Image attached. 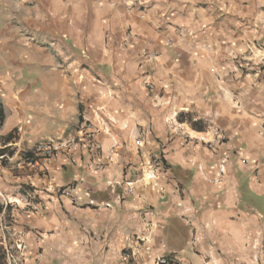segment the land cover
<instances>
[{
  "label": "crops",
  "instance_id": "0c3cea01",
  "mask_svg": "<svg viewBox=\"0 0 264 264\" xmlns=\"http://www.w3.org/2000/svg\"><path fill=\"white\" fill-rule=\"evenodd\" d=\"M0 105L26 264H264V0H0Z\"/></svg>",
  "mask_w": 264,
  "mask_h": 264
},
{
  "label": "built area",
  "instance_id": "2783aa9c",
  "mask_svg": "<svg viewBox=\"0 0 264 264\" xmlns=\"http://www.w3.org/2000/svg\"><path fill=\"white\" fill-rule=\"evenodd\" d=\"M125 2H130L131 0H124ZM147 89H152V84L147 83L146 84ZM87 129L90 128V126H86ZM93 135L94 133H88L86 134L87 142L88 145L90 146V149L96 150L95 145L93 144ZM77 146V141L74 138H68L63 141H42L37 144L35 147V155L42 161L47 162L53 159L57 154L62 153L64 155H69L72 153L74 148ZM226 164H227V159L222 161L221 166L219 167L220 175H224L226 173ZM149 179H154L155 175L153 173H148ZM13 220V216L10 217ZM13 247L10 248L9 251L5 253V261L6 264H18L17 261L18 259H21L22 262H26L27 259V252L29 249V246L26 245L22 241H17V243L14 245L15 252H20L19 254H16L15 252L11 251ZM19 256V258L17 257ZM155 264H173L172 258H167V257H162L159 258Z\"/></svg>",
  "mask_w": 264,
  "mask_h": 264
},
{
  "label": "trees",
  "instance_id": "16d2710c",
  "mask_svg": "<svg viewBox=\"0 0 264 264\" xmlns=\"http://www.w3.org/2000/svg\"><path fill=\"white\" fill-rule=\"evenodd\" d=\"M3 121H4V112H3V109H2V106L0 105V129L2 127V124H3ZM15 135L14 134H10L9 136L5 137V138H2L0 136V142L3 141L4 143H10L12 141L15 140ZM13 155V152H10V156ZM26 157L30 158V160H32L33 162H35L38 158L35 156L34 152H30L26 155ZM5 253L3 251V248L0 247V264H6V261H5Z\"/></svg>",
  "mask_w": 264,
  "mask_h": 264
},
{
  "label": "rangeland",
  "instance_id": "374dc122",
  "mask_svg": "<svg viewBox=\"0 0 264 264\" xmlns=\"http://www.w3.org/2000/svg\"><path fill=\"white\" fill-rule=\"evenodd\" d=\"M12 219L11 218H8V222L9 221H11ZM12 249H11V251H13V253L15 252V249L16 248H14V243L12 244ZM10 250V247L8 246V247H6L5 249L3 248V251H4V253H6L7 251H9ZM16 253V252H15ZM17 257L19 258V256L17 255ZM17 263L18 264H26V262H22V260L21 259H18V261H17Z\"/></svg>",
  "mask_w": 264,
  "mask_h": 264
}]
</instances>
